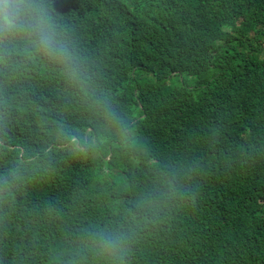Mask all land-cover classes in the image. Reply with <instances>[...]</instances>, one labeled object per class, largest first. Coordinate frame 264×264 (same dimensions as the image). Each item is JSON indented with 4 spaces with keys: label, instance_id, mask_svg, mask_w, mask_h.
Returning a JSON list of instances; mask_svg holds the SVG:
<instances>
[{
    "label": "trees",
    "instance_id": "trees-1",
    "mask_svg": "<svg viewBox=\"0 0 264 264\" xmlns=\"http://www.w3.org/2000/svg\"><path fill=\"white\" fill-rule=\"evenodd\" d=\"M22 7L0 35V264H264V0Z\"/></svg>",
    "mask_w": 264,
    "mask_h": 264
},
{
    "label": "clouds",
    "instance_id": "clouds-1",
    "mask_svg": "<svg viewBox=\"0 0 264 264\" xmlns=\"http://www.w3.org/2000/svg\"><path fill=\"white\" fill-rule=\"evenodd\" d=\"M23 5L24 0H0V35L6 32L12 33L25 27L27 13L25 7H22ZM33 31L39 46L48 55L61 54L58 42L50 34L39 30L38 26H33Z\"/></svg>",
    "mask_w": 264,
    "mask_h": 264
}]
</instances>
